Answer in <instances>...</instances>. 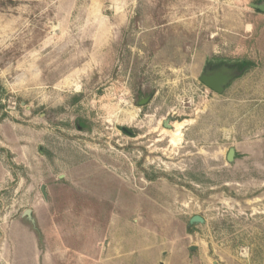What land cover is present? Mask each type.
I'll return each mask as SVG.
<instances>
[{"label":"rangeland","instance_id":"374dc122","mask_svg":"<svg viewBox=\"0 0 264 264\" xmlns=\"http://www.w3.org/2000/svg\"><path fill=\"white\" fill-rule=\"evenodd\" d=\"M259 1L0 0V264H264Z\"/></svg>","mask_w":264,"mask_h":264},{"label":"water","instance_id":"95a60500","mask_svg":"<svg viewBox=\"0 0 264 264\" xmlns=\"http://www.w3.org/2000/svg\"><path fill=\"white\" fill-rule=\"evenodd\" d=\"M250 7L253 9H256L262 13H264V0H261L259 2H255V3H251ZM248 67V66H247ZM247 67H245L242 70H239V68H235L233 71H230L229 74L224 75V76H214V77H207L206 75H203L201 77V81L203 83H205L208 87H210L211 89H213L215 92L219 93V94H223L225 89L227 88V86H229V84L235 80L238 76L242 75L245 70L247 69ZM152 98V94H150L149 96H147L142 102H140V104H145L147 102H149V100ZM172 118H168L167 120H165V125L167 127H171V124H169V121ZM124 128V127H122ZM228 161L232 162L235 158V149L231 148L228 152ZM42 190H44V188H42ZM30 212H27V214ZM191 223H204L205 219L202 216L199 215H195L191 218Z\"/></svg>","mask_w":264,"mask_h":264},{"label":"flooded vegetation","instance_id":"af4514ba","mask_svg":"<svg viewBox=\"0 0 264 264\" xmlns=\"http://www.w3.org/2000/svg\"><path fill=\"white\" fill-rule=\"evenodd\" d=\"M247 66H248V62H246V61L244 62V61H241V60H228V59H224V58L211 59V60H208L207 63L205 64L203 72H202V74L200 76V81H201V77L203 75H206L207 77H214V76H217V75L224 76V75L229 74L230 71H233L235 68H239V70H242V69H244ZM137 93H138V95L136 97L137 98L136 103L139 104L140 106H143L144 104H140V102H142L148 96L149 91L147 92V91H145L144 87H140ZM163 125L165 127H167L165 125V121L163 122ZM121 130L123 132H125L126 134H130V135H133V136L138 135V132H139L136 128L128 129V128L124 127V128H121Z\"/></svg>","mask_w":264,"mask_h":264},{"label":"bare ground","instance_id":"6f19581e","mask_svg":"<svg viewBox=\"0 0 264 264\" xmlns=\"http://www.w3.org/2000/svg\"><path fill=\"white\" fill-rule=\"evenodd\" d=\"M187 121H174L172 124V127H174V130L172 129H164V132L167 133L171 139L170 143L172 145H177L182 140V128L186 124ZM163 123V122H161ZM163 133V134H165Z\"/></svg>","mask_w":264,"mask_h":264},{"label":"crops","instance_id":"0c3cea01","mask_svg":"<svg viewBox=\"0 0 264 264\" xmlns=\"http://www.w3.org/2000/svg\"><path fill=\"white\" fill-rule=\"evenodd\" d=\"M1 175H2V174H1V170H0V180H1ZM15 237H18V235L16 234ZM5 256L8 257V256H7V252L5 253Z\"/></svg>","mask_w":264,"mask_h":264}]
</instances>
